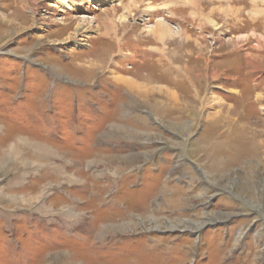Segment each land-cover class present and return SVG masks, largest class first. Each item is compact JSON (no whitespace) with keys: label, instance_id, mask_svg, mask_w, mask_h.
Wrapping results in <instances>:
<instances>
[{"label":"rangeland","instance_id":"obj_1","mask_svg":"<svg viewBox=\"0 0 264 264\" xmlns=\"http://www.w3.org/2000/svg\"><path fill=\"white\" fill-rule=\"evenodd\" d=\"M186 2L0 0V264H264V0Z\"/></svg>","mask_w":264,"mask_h":264},{"label":"bare ground","instance_id":"obj_2","mask_svg":"<svg viewBox=\"0 0 264 264\" xmlns=\"http://www.w3.org/2000/svg\"><path fill=\"white\" fill-rule=\"evenodd\" d=\"M57 1H59V2H61V3H63L64 5H67V6H69L70 7V5H71V0H57ZM188 3H190V4H193V2H194V0H186ZM186 2V3H187ZM254 6V5H253ZM130 7V6H129ZM261 11V10H260ZM162 18V17H161ZM162 21V20H161ZM164 27H166V25H164L163 23H161V22H158L157 24H155V26H153L152 27V34H154L153 36L155 37V36H157V37H163V35H162V33L160 32V29L161 28H164ZM168 27V26H167ZM166 27V28H167ZM118 82H121V83H123V84H125V85H129L130 86V84L132 83V81H130L129 79L127 80H124V79H120ZM132 86H134L133 85V83L131 84ZM22 140V145H23V143H27V140L26 139H21ZM19 143V142H18ZM20 144H21V142H20ZM28 145V144H27Z\"/></svg>","mask_w":264,"mask_h":264},{"label":"crops","instance_id":"obj_3","mask_svg":"<svg viewBox=\"0 0 264 264\" xmlns=\"http://www.w3.org/2000/svg\"><path fill=\"white\" fill-rule=\"evenodd\" d=\"M158 8H159V9H160V8L164 9V5H163V6H160V5H159Z\"/></svg>","mask_w":264,"mask_h":264}]
</instances>
